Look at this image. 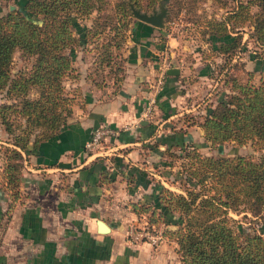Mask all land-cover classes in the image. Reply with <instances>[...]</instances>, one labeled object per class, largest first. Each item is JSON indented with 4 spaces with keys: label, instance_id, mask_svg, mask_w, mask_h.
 Instances as JSON below:
<instances>
[{
    "label": "crops",
    "instance_id": "1",
    "mask_svg": "<svg viewBox=\"0 0 264 264\" xmlns=\"http://www.w3.org/2000/svg\"><path fill=\"white\" fill-rule=\"evenodd\" d=\"M4 9L0 3V14ZM136 27L132 22L131 29ZM151 32L131 36L124 70L111 83L92 80L82 66V55L72 64L79 75L71 84L80 97L70 116L55 135L27 154L32 167L20 177L18 197H9L0 183V264L178 263L174 246L125 241L122 222H115L123 208L113 205L157 200L155 183L137 167L143 160H154V154L178 141L208 144L199 125L183 120L177 124L182 112H198L200 105L189 98L199 84L194 81L187 87L182 78L191 67L181 62L182 57L165 64L167 51L157 46ZM191 65L196 77L203 78L202 69L195 62ZM171 66L178 74L165 73ZM151 99L152 114L144 118L142 110ZM99 124H108L116 133L105 142L103 154L88 155L83 143ZM157 136L164 141L150 147ZM128 167L135 171V186L123 176ZM97 218L108 225L107 232L97 230Z\"/></svg>",
    "mask_w": 264,
    "mask_h": 264
},
{
    "label": "trees",
    "instance_id": "2",
    "mask_svg": "<svg viewBox=\"0 0 264 264\" xmlns=\"http://www.w3.org/2000/svg\"><path fill=\"white\" fill-rule=\"evenodd\" d=\"M129 1L138 8L168 2ZM13 2L16 8L0 14V91L4 90L5 96L12 99L0 103V126L9 135L7 144H3V183L10 186V196L16 198L22 152L27 155L41 141L55 135L71 114V104L62 85V79L72 69L71 50L76 43L71 25L77 17L87 16L92 10L98 14L107 0ZM251 5L256 10L250 13ZM114 8L124 16L129 15L127 0H116ZM238 15L243 20L250 18L252 30L248 36L263 46L264 0H240L237 10L230 12L228 18ZM97 20L98 17L94 18V22ZM102 21L105 23L107 17ZM136 25L144 35L152 29L140 20ZM232 27L228 28L225 20H217L211 23L210 34L228 35ZM86 31H90L89 28ZM236 46L237 38L232 35L228 41L221 40L218 48L224 52ZM15 49L21 55L33 56L28 68L12 69L10 64ZM119 70L122 66L115 71ZM31 89L36 93L33 98L27 97ZM187 123L199 125L210 146L229 141L250 142L254 148L263 149L264 81L253 84L233 79L230 90L207 107L200 119ZM160 141H164V137L157 136L149 146L157 148ZM172 146L192 149L189 155L192 165L186 177L192 182L184 186V193L173 192L156 182L157 200L153 204L144 201L137 205L140 211H150L152 204L159 209L162 222L177 224L171 234L177 244L178 264H264V236L257 231L239 230L228 214L229 210L244 211V216L249 212L260 217L264 226V152L256 159L243 154L206 156L197 151L199 144L190 141L174 142L164 149Z\"/></svg>",
    "mask_w": 264,
    "mask_h": 264
},
{
    "label": "rangeland",
    "instance_id": "3",
    "mask_svg": "<svg viewBox=\"0 0 264 264\" xmlns=\"http://www.w3.org/2000/svg\"><path fill=\"white\" fill-rule=\"evenodd\" d=\"M115 1L116 0H107V3L103 5V8L98 14L96 10H92L87 16L77 17L71 25L72 33L76 38V43L72 45L71 50V55L73 54V56H71L73 59H71V64L79 58L78 56L82 55V66L85 65V72L91 73L90 77L96 83H111L112 80L114 81V71L118 66H122V70L115 71V73H122L125 66L124 56L127 54L131 44H133L131 36H136L139 34L138 32H141L139 26H137L136 29H131L132 22L139 20L130 14L129 7V15L124 16L114 8ZM239 1L240 0H168V2L164 4L167 9L164 25L162 27L151 26L152 32L150 36L153 38V41L156 42L157 46L160 45L162 49L167 51V53H163V55L166 54L164 63L174 64L180 62L178 57H182L181 62L191 67L188 69L189 73L182 77L184 80L186 79V86H192L191 83L194 81L200 86L199 88H195V91L191 90L193 95L189 97L193 98V102L200 103L197 108L198 112H182L178 117L177 124H182V120L185 122L183 124H186L187 121L196 119V116L203 115L202 110H204V107L215 103L219 96H223L224 93L228 92L227 87L230 86L233 79L236 82H251L253 84L264 81V59L262 58L264 54V45L261 46L252 37L248 36L249 32L252 30L250 18L243 20L239 15L228 18L230 12L237 10ZM10 2L11 4H15L13 0H0V3L4 5L5 8L2 13L8 10L7 4ZM152 6H154L156 10L158 9V3ZM151 7L139 9L149 12ZM255 10V6L251 5L249 7L250 13ZM96 17H98L97 23L94 22V18ZM105 17H107V21L104 23L102 20ZM217 20L227 21L228 28L233 25L228 35L217 36L210 34L211 23ZM123 22L126 23V26L123 25ZM88 28L90 31H86ZM232 35H235L237 38V46L235 49L220 52L218 48L220 41H228ZM257 54H259V56ZM32 61L33 56L21 55L20 51L15 49L12 53L10 65L13 70H24L30 66ZM194 62L202 69L204 73L203 78L196 77L198 72L194 71L195 68L191 65ZM76 69L77 67L72 65V69L68 75L64 76L62 79L63 93L69 98L71 110L72 105L78 102V97H80L76 92V87L71 84V82H74L73 78H78L79 72ZM198 81L199 83H197ZM208 91L210 92L209 95L207 94ZM35 95L34 89H31L27 97L33 98ZM11 101V97L5 96L4 90H1L0 103ZM11 116L14 117V115ZM6 140H9V135L2 126H0V183H2L4 191L11 197V193L8 191L10 186L3 183V167L5 164L4 145L7 144ZM191 151L192 149L190 147L179 149L176 146H172L168 150L162 149L160 155L154 154L150 158H155L154 160L156 161L148 159L143 160L141 163L146 166L147 169L140 168L141 166L143 167L141 163H139L137 167L140 166L138 169L141 170V174L144 175V178L147 179L149 177L154 183H161L164 187L173 192L184 193V186L192 182V180L186 179L187 172L192 165L189 159ZM197 151L201 155L213 157L219 155L232 156L235 154H243L250 155L252 158L256 159L264 152V148L256 149L250 142L237 144L229 141L217 146H210L209 143L203 146L200 145L197 146ZM28 158V155L22 152V158L19 160L21 163L20 177H24L28 174L29 171L27 167H32ZM131 165L134 166L133 164ZM129 168L130 167H128V170L125 172V175L122 174L126 177V179L124 178L126 183L135 186L139 182L136 181L137 177H135V171ZM142 202L144 201L128 202L127 200L125 203L119 201L117 204H113L116 206L115 209L117 207L123 208L119 212L118 217H116L115 222H122L125 229L129 221H137L138 223H141L143 220L147 221V224H151L155 230L158 229L162 232L163 239L158 245L167 246L169 248L174 246L176 252L177 244L171 231L177 227V224L162 222L158 216L159 209L154 208L152 204L150 205V211L154 209L153 215H151L149 210L140 211L137 203ZM121 212L124 213L120 215ZM262 212L264 213V209ZM243 213L244 211H228V214L234 218V225L239 230L257 231L264 236V226L260 223V217L253 216L249 212H246V216H244ZM173 214L175 216L177 213L174 211ZM124 239L128 241L125 237V230ZM153 247L156 246L153 245ZM177 257L179 263L178 254Z\"/></svg>",
    "mask_w": 264,
    "mask_h": 264
},
{
    "label": "built area",
    "instance_id": "4",
    "mask_svg": "<svg viewBox=\"0 0 264 264\" xmlns=\"http://www.w3.org/2000/svg\"><path fill=\"white\" fill-rule=\"evenodd\" d=\"M153 99L146 102L142 110V117L149 118L151 115ZM116 133V129L108 124H99L95 126L88 138L83 143V150L88 154L101 155L105 152V142ZM125 237L131 243L147 242L150 245H158L162 241L163 235L160 230H155L147 221L138 223L129 221L125 227Z\"/></svg>",
    "mask_w": 264,
    "mask_h": 264
},
{
    "label": "water",
    "instance_id": "5",
    "mask_svg": "<svg viewBox=\"0 0 264 264\" xmlns=\"http://www.w3.org/2000/svg\"><path fill=\"white\" fill-rule=\"evenodd\" d=\"M130 14L136 19L145 22L151 26L162 27L164 25V18L167 13V9L162 3H158V9L154 6L148 12L146 10H140L131 1L127 0ZM16 7V4H9L8 9L11 10ZM166 74H178V68L176 66L167 67L165 69ZM144 121V120H142ZM142 123V122H141ZM96 226L99 232H107L109 230L108 225L100 218L96 219Z\"/></svg>",
    "mask_w": 264,
    "mask_h": 264
}]
</instances>
